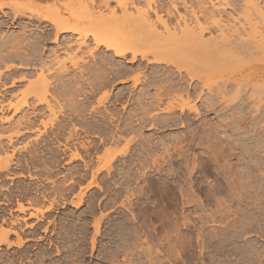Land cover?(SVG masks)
<instances>
[{
	"label": "bare ground",
	"instance_id": "1",
	"mask_svg": "<svg viewBox=\"0 0 264 264\" xmlns=\"http://www.w3.org/2000/svg\"><path fill=\"white\" fill-rule=\"evenodd\" d=\"M5 6L11 8L15 16H27L39 24L52 26L54 33L0 35V64L4 63L0 65V126L7 123V131L10 126L16 127L6 135L0 134V151L4 152L13 141L20 140L19 137L22 139L30 135L27 133L38 131L37 134L34 132L35 137L32 135L33 139L29 138L20 147L10 148L11 153L9 151L4 152V156L0 155V171L12 169L15 150L26 151L30 147L27 151L32 154L40 150L35 144L47 142L44 138L48 134L41 137L44 132L38 130L39 124L44 127L55 125V131L52 132L57 144L52 146L55 151L51 152L50 158L54 162L52 172L57 170V174L53 177L66 171L61 182L58 183L56 178L57 184L53 183L51 194L46 192L48 195L34 184L33 189L30 181L31 185L17 183L14 188L27 196L26 204L22 200L16 203L18 213L26 214L27 211L28 214V210L33 209L35 212L30 211L27 216H35L41 221L46 211L58 210L55 209L56 205L65 208V205L70 204L77 207L83 200V188L94 185L99 190L108 191L111 186H117L118 175L125 177V183L120 187L127 193L120 205L126 210L131 209L130 197L135 189L130 182L137 154L145 152L152 155L156 152L154 147L158 145H161L159 147H162L160 150L163 153H167L172 148L169 149V146L174 143L173 147L178 146L181 155L185 152L181 146L184 143L183 135L176 134V131L157 137L143 135L144 126L148 123V128L156 131L177 125L189 126L186 121L193 115L201 119L197 124L201 129L199 146L207 144L211 148L209 151L208 146L205 147L209 157L201 160L202 172L218 171L221 181L219 183L216 180L219 183L216 186L205 188L199 184L198 187L206 197L205 201L198 198L199 207L204 209L205 202H215L218 206L214 212L209 211L208 217H203H207L211 223H217L216 216L219 215L218 222L221 221L223 226L216 232H198L200 252L204 250L207 253L204 255L208 257V264H264V0H0V11ZM60 51L65 57L60 56ZM216 76L219 81L213 82L212 78ZM9 78L11 82L7 85L2 79ZM23 80L29 83L21 93L24 92L23 98L13 101L17 94L13 91L10 93L8 88H13L17 81ZM115 81L121 86L115 88ZM97 94L99 96L94 105L92 102ZM120 103L121 111L115 109L116 104ZM127 105V114L121 119ZM45 111L48 112V120L42 118L38 123L36 117L44 115ZM6 112L12 113L5 116ZM18 113L21 117L15 120L13 116ZM208 113H213L216 120H205ZM116 118L120 119V124L110 128L112 120ZM80 132H90L89 135L91 132L92 135L98 133L97 139L100 136L103 149L96 156V168H93L94 161L84 159L83 153L79 152L81 148L89 155L92 148V142L89 143L88 139L90 137L85 139L84 135L82 141ZM127 133H130L128 137L125 136ZM79 136L81 140H78ZM2 137L6 138L7 146L1 141ZM75 139L77 143H74ZM121 141H124L123 146L118 147ZM217 141L225 143L224 150L214 149L219 144ZM131 143L135 144L134 148L129 146ZM92 145L96 152L101 151L97 143ZM68 150L69 162L80 160L81 163H74L73 166L68 164L70 167L66 165L68 167L63 169L60 160ZM45 151L49 154L48 150ZM125 155H129L127 163H113L119 162L118 157ZM152 156L150 163L155 164L160 155L154 153ZM231 158L234 163L230 162ZM214 164L217 170L212 169ZM42 165L47 177H52L48 168L51 164L44 162ZM101 169H105L106 173L104 178L99 177L100 180L96 182V174ZM89 170L90 180L85 186L80 185V179L75 176ZM28 177L32 179L29 173ZM38 182L36 185H39ZM2 183L0 191L5 185L2 186ZM76 186L80 189L77 198L74 195L77 200L70 199L67 203L63 196L69 195ZM31 189L40 191L41 196L35 193L28 197ZM217 191H226L229 204L224 202L223 195L222 198L216 196L219 193ZM1 196L0 246L4 245L7 249L5 256L0 255L2 264H93L92 250L97 244L95 235L98 233L107 238L117 236L119 240H125L122 244H113L110 251V243L103 242V248L107 251L101 256L103 262L136 264L130 259H124L121 263L115 261L122 248L130 251L131 248H128L132 246L130 242L127 244V232L123 233L127 223L109 221L108 228L101 232L99 223L105 213L99 211V217L90 224L93 233L88 242L87 234L91 229L87 226L89 220L81 217L80 222L76 223L80 215L75 216L74 210L68 208L61 211L58 220L56 217L43 220L42 223L38 221L33 226V221L27 223L25 215L19 217L9 209L7 212V207L4 208L7 204L4 203L9 199ZM44 201L48 205H41ZM92 214L95 215L94 212ZM49 224L55 227L54 232L57 230L56 238L59 240L52 238ZM27 227L30 231H27ZM127 229L125 231L131 228ZM134 235L136 237L137 234ZM150 248L147 247L149 252ZM123 254L125 256L121 257V254V258L128 255Z\"/></svg>",
	"mask_w": 264,
	"mask_h": 264
},
{
	"label": "rangeland",
	"instance_id": "2",
	"mask_svg": "<svg viewBox=\"0 0 264 264\" xmlns=\"http://www.w3.org/2000/svg\"><path fill=\"white\" fill-rule=\"evenodd\" d=\"M65 10L66 9L63 8L64 12H65ZM64 55L65 54L63 52L60 53L61 57H65ZM216 77L218 78V76H216ZM217 78H212L213 80L212 79L211 80L213 82H214V80L219 81V78L218 79ZM10 79L11 78H9V80L8 79H2V80L6 81L7 85H8L11 82ZM16 83L17 84L15 86H13V88L9 87L8 89L11 91L10 93H12V91H13V92H15L18 95V96L16 95L14 100H13V97H11V100L20 101L23 98L22 96L24 94V92H23V94L21 95V93L23 91V88L25 89L26 85L29 84V83H28V80L17 81ZM128 83L130 84V81H128ZM119 86H121V83H118V82L116 83V81H115L114 87L118 88ZM20 89H21V91H20ZM18 90L20 92H18ZM231 95H232V93H231ZM98 96L99 95L97 94L94 97V99H93L94 102H92V104L96 105L95 100H96V98ZM228 96H230V95L228 94ZM29 99L31 100V98H29ZM128 106L129 105H127L126 108H125V111L122 112V114L120 116L121 119H123L122 117H125V115L127 114ZM11 113L12 112H6V113H4V115L5 116H9V115H11ZM20 113H22V112H20ZM16 116H13V117H15L14 118L15 120L19 119L21 117V114L18 113ZM192 116L193 115H191V117ZM206 116H207L206 118L204 117L205 120L206 119H210V120L213 119V121L216 120V118H214L213 113H208V114H206ZM191 117H189V119L186 121L187 123H189V126L186 125V124H184L183 126H181V125L178 126L177 125L176 127L175 126L174 127H170V129L165 128L166 130L164 129V130H159V131H156V129L148 128L149 127L148 123H146L147 124L146 127L144 126L143 135H148V134L151 135L152 134L153 137L155 135L157 137V136H161V134H163V133L167 134L168 132L169 133L171 132V133L174 134L175 131L177 132V133L175 132L176 134L183 135L184 143L182 142L183 144L181 143L182 145L181 144L180 145L183 146L182 147V151H185V152L184 153L182 152V155H181V153L178 151L179 147L178 146H177L178 148L177 147H173L174 144H175L174 142H173L174 144L169 146V149L171 147L172 148H176V149L175 150L173 149V151H172V148L170 150L168 149L169 151L167 153H165V152L163 153V150H160V148L162 149V147H159L161 145H158L157 148L154 147V151H156V152L153 151L155 153V155H157V156L160 155V156H158L159 160H157V162L155 164H154V162L150 163V162H152L151 161L152 159L150 160V158L153 157L152 155H154V153H152V155H151V153H149L151 156L148 155V154H144L145 152L143 154L142 153H140L139 155L137 154V161L134 162V164H136V165L132 166L133 174H132V180L130 182L131 183V187H133L135 189V192H134L133 196L130 197V199H131V202H130L131 209H129V210L127 209L126 210L124 207L122 208V206L120 205V203L124 200L125 195L127 193L125 191L121 190V187H120V186H122L125 183V179H124L125 177H123L122 175H118V176H116V178L118 177V179H117L118 183H116V185L117 184L118 185L115 186V187L111 186V189H110L111 191L110 190L107 191V189H105V190L104 189H100L99 190V188L97 186L94 187V185L93 186L92 185L89 186V188L88 187L87 188H83L82 189L83 191H81L82 199H83L82 203H80L77 207H75V206L73 207V206H70V204H67V205H65V208H64V206L56 205L55 209L58 208V210L57 209L56 210H52V211L50 210L51 212L50 211H46L45 213L47 214V216L45 214L46 217L44 216L45 218L43 217V220H49V219H52V218L54 219L57 216L59 217L62 214L63 211H66V209L67 210L71 209L72 211L74 210L73 212H74L75 216L80 215L78 217L77 221L75 220L76 223L80 222L81 217H83V218L85 217L86 220H89V221H87V226L89 225L88 229L91 228V229L88 230V232L90 231L88 233L89 236L87 234V240L89 242L90 238L92 236L91 233H93V227L91 225L93 223V220L96 219L97 217H99V211H101V212L105 213V216L102 218V220H100L101 222L99 223V228L101 229L100 230L101 232H104L106 230V227L108 228L110 222L118 223L119 221L120 222L123 221L125 224L127 223L126 226L132 229V231H131V229H129V231H131V232L125 231V229L128 230L127 227L125 226L124 230L123 229L122 230H123V233L127 232V233H125L126 237H127V239H126L127 244L130 242L132 246L134 245L133 248H132V246L129 247L128 250L131 248L130 251H125V249L123 250V248H122L121 252H119V254L117 256V259H115V261L118 260L121 263V262H123L124 259H125L124 261L130 259V261L132 263L135 262L136 264H140V263L141 264H183V263L184 264H203V263L204 264H208V261H207L208 257H206L207 255H204V253L205 254H207V253L204 250H203L204 252L203 251L200 252V244L201 243H199L200 240H199V238H197L198 237L197 236L198 232H200V231H202L203 233L206 232V231H215L216 232L217 230H220L223 226L220 223L221 221L218 222V220L220 219L219 215L216 216L217 221H215V222H217V223H214V221H212V223H211L210 221L207 220L208 219L207 217L209 216L210 212L212 210H213L212 212H214V210L218 209V206L216 205L217 203L215 204V202L214 203L210 202V203H207V204L205 202L204 209L202 207H199V204H198L199 201L198 200L202 199V200L205 201L206 197H205L204 193H201L202 191L198 187L201 184H203V186L205 188H208L206 186H209V185L210 186H214V185L216 186V184H219L221 181H220V177L218 178V176H220V175H218L219 174L218 171L215 172V171H212V170H204V172L205 171H207V172H205V173L202 172L203 170L201 168V166H202L201 165V160H204L205 158L209 157L208 150L210 151L211 148L207 144L206 145L208 146V150L206 149L207 148L206 145L199 146V144H198L199 140L198 139L201 136V134H200V130L201 129L199 130V127H198L197 124L200 123L201 119L199 120V118H196V117H192L191 118ZM36 118H37L36 120L38 121V123H39V121L42 118H43L44 121H47L48 120V112L45 111L44 115H42V116L40 115V116H38ZM190 119H191V121L193 123L190 121ZM192 119H194V120H192ZM88 120H91V119L88 118ZM198 120H199V122H198ZM188 121H190V122H188ZM117 124H120V119L118 120L116 118V120H112V122L110 124V128L113 125H117ZM39 125L37 126L38 130L41 131V132H44L41 135V137H44L47 134L49 135V133L51 131H55V125L54 126H47V127H44L43 125L41 126V124H39ZM192 125L193 126L195 125L194 127H196V128H194V127L192 128L191 127ZM2 126L3 127L7 126V123H2L1 126H0L2 128V130L0 129V134H2V135H6L7 133H10V130L13 131L16 128L15 126H10V128H8V131H7V127H5V129H3ZM193 131H194V133H192ZM34 132L36 134L38 133V131H34ZM34 132L30 133V135H33L35 137L36 134ZM45 133H46V135H45ZM80 133H81L80 136L82 138V141H83V136L84 135H85L84 138L85 137L86 138L90 137L88 139H89V143L92 142V143H90L91 144L90 147L92 146V148L90 149V151L88 153L89 155H87L85 153V151H83V149L81 150V148H80V150L78 148V150H79V152L81 154L83 153L82 155L84 156V159L85 158L86 159L90 158L92 161H94L93 168H96V167H98V162H97L96 156L98 154L100 155L102 153V149H103L101 142L99 143V145H101V146L98 145V147H99V149H101V151L98 150L96 152V150L93 149V145L92 144L96 145V143L98 142V139L96 138L97 137L96 134H98V133H96V134L93 133V135H92V132H91L90 135H89L90 132L87 133V134H84L83 132H80ZM154 133H156V134H154ZM64 135H65V133H64ZM94 135H96V136H94ZM129 135H130V133L125 134L126 137H128ZM62 136H61V138L63 140ZM80 136L78 137V140H81ZM41 137L39 138V140L41 139ZM98 137H100V136H98ZM19 138H20V140H22L21 137H19ZM19 138H17V139L13 138V140H18ZM61 138H59V139L61 140ZM91 138H92L93 141L91 140ZM30 139H33V137L30 138ZM75 140H77V139H75ZM94 140L96 142H94ZM1 141L5 142L6 138L2 137ZM26 141H28V140H26ZM63 141H61V142H63ZM219 141H217V144L218 143L219 144L221 143V144L220 145L219 144L216 145L214 149L215 150L216 149L224 150L223 146H224L225 143L222 142V141L221 142H219ZM69 142H71V141H69ZM123 143H124V141H121L117 146L118 147H122ZM210 143L212 144V142H210ZM13 144L16 145L17 141H13L12 145ZM56 144H57V142H56ZM12 145H8L9 146L8 148H13ZM48 145H50V144H48ZM67 146H68V144H67ZM129 146L131 148H134L135 144L131 143ZM61 148L64 149V147H61ZM155 148H156V150H155ZM28 149L29 148H27L26 150H28ZM52 149H53V151H55L54 150L55 148H52ZM145 149H147V145L145 146ZM214 149L212 148V150H214ZM10 150L11 149H6V150H4V152L8 153ZM45 150H48V152H50V149H45ZM70 150H73V149L70 148ZM70 150H68V152H66L65 155H67V156L62 155L63 160H62V158L60 160V165H61L62 168L63 167L64 168L68 167L70 164L73 166L74 163L75 164L76 163H81L80 160H78V161L72 160L71 162H69ZM93 150L96 152V154H95V152ZM18 151L24 152L23 150H15L13 160H14L15 156L17 155ZM53 151H52V153H53ZM91 151H92V154L90 156ZM4 152L0 151V155L4 156V154H5ZM9 153H11V151ZM168 153L170 155H168ZM47 155H49V154L47 153ZM140 156H142L143 159H140ZM92 157H93V159H92ZM48 159H50V158H48ZM118 159H119V162L115 161L113 163H116V164H118L120 162L127 163L128 160H129V155L118 157ZM139 160H141V161H139ZM158 161L160 162L159 164H157ZM44 162H46L47 164H50V162L47 161V160L43 161V163ZM230 162L234 163L235 161H234V159L231 158ZM66 165H68V166H66ZM215 165L216 164L212 165L214 168H212V166H211V168L214 169V170H217V169H215V168H217ZM236 167H238V166H236ZM62 168H60L61 171H62ZM105 171H106L105 169H101L99 171V173L96 174L97 177H98V178H96V182H97L98 179L100 180V178H104V175L106 173ZM1 172H3V171H0V173ZM82 172H84V171H81L80 175H76L75 178H77L78 180L80 179V182H79L80 185L85 186V184H87L88 180H90L89 179L90 178V170L84 172L85 176H84V174ZM134 172H136V173H134ZM63 173L65 174V171H62V173L58 174V176H57L58 183L63 180V179L61 180V177H63V175H64ZM141 173H142V175H141ZM82 174H83V176H81ZM80 177H82L83 179L81 180ZM57 179H52L51 180L52 183H51L49 181L50 178L47 177V178H45L43 180L41 179L40 183L44 184V186H46L48 189H50L48 187V185L53 184V183L57 184V181L55 182V180H57ZM216 180L219 183H217ZM18 183H20V182H18ZM54 184H53V187H54ZM12 186H13V184L10 185L11 188H13ZM67 186H65V187H67ZM76 187L71 190V191H73L72 194H71V191H70L68 193L69 195H66V196L62 195L64 200L67 201V203L70 201V199L77 200L76 199L77 198V192L79 194V190L80 189L78 190L79 187H77V188ZM118 187H120V188H118ZM41 188H44V187L42 186ZM112 189H113V191H112ZM93 192H95V193H93ZM217 192H219V191H217ZM222 192L220 191L219 193L221 195H219V193H217L216 196L218 198H219V196H221V198H222V195H223V197H225L224 202L228 203V201H226L227 200L226 196L228 194L226 193V191H222ZM49 193L50 192H48V194ZM94 194H95V196H94ZM74 195H75L76 198L74 197ZM113 197H115V200H114ZM213 197H215V196H213ZM217 197H215V199ZM62 200L63 199H60V201H62ZM45 204L48 205V202L44 201L43 204L41 203V205H43V206ZM209 204H211V205H209ZM41 205H36V206L40 207ZM106 205H108V206L112 205V206L106 207ZM90 210H92V211H90ZM130 210L132 212H130ZM30 211L32 213L35 212L33 209H29L28 210V214H27V211H26V214L18 213L17 211H14L13 214H18L19 217L22 216V215L23 216L25 215L26 218L29 220L28 221L26 219L27 223L29 222L28 224H31L32 221H33V223H32L33 226L38 224V221L41 222V223L43 222V220L40 221L39 219H36L35 216H27V215H30V213H29ZM128 211H129V213H128ZM92 212H94L95 215H93ZM52 213H55V214H52ZM89 213H91V214H89ZM106 213H107V215H106ZM207 213H208V215H207ZM133 214H134V216H133ZM203 215L204 216L206 215L207 217H203ZM132 216H133L134 219L132 218ZM58 217H57L56 220H58ZM205 221L206 222L208 221V222L206 223ZM105 222H108V224L105 223ZM44 224H46V222ZM218 225H220V227ZM54 228L55 227L52 224H49V229L52 230V231H49V232L52 233L51 236H52V238L55 239L56 235H57L56 234L57 230L55 229L56 231L54 232V230H53ZM26 229H29V228L27 227ZM27 231H30V229L27 230ZM134 233L137 234L136 237H135ZM40 234L41 233H39L38 235H40ZM99 234L100 233L95 235V238L97 237L95 239L96 240L95 243H97V244L95 245L94 249L92 250V261H91V263L95 264L97 262L98 264H107V263H105V262H103L101 260V256L105 252H107V251H105V248H103V244H105V243L109 244L110 243V249H109V251H110L112 249L113 244H114V246H115L116 243H117L116 245H118L119 243L122 244L125 240H119V238L117 236L116 237L115 236H110L109 238H107V237L102 236L101 234L99 235ZM27 235H28V233H27ZM56 239L59 240L58 238H56ZM108 240H109V242H108ZM174 241H175V243H174ZM103 242H105V243H103ZM29 243L32 244L33 242L31 243V241H29ZM100 243H102V248H101V244ZM127 244L125 243V245H127ZM148 246L151 247L150 248L151 249L150 252L147 250ZM135 247H137V248L135 249ZM139 248H140V250H139ZM142 248H143V250L145 252L142 250ZM1 249H2V251H1ZM132 249H133V251H132ZM126 250H127V248H126ZM6 251H7L6 246L1 245L0 246V255L1 254L4 255ZM134 251L138 252V254L136 255ZM147 251L150 254L147 253ZM123 253H127L128 255H126V257L127 256L128 257L127 258L126 257L125 258H121V257L125 256ZM120 255H121V257H120ZM119 259H121L122 261H120ZM116 262H114V263H116Z\"/></svg>",
	"mask_w": 264,
	"mask_h": 264
},
{
	"label": "flooded vegetation",
	"instance_id": "3",
	"mask_svg": "<svg viewBox=\"0 0 264 264\" xmlns=\"http://www.w3.org/2000/svg\"><path fill=\"white\" fill-rule=\"evenodd\" d=\"M25 27V30H23V28ZM23 31V32H22ZM19 34V35H38V34H41V33H54V30L52 28V26L46 24V23H42V24H39L37 20H31L30 17H27V16H21V15H14L13 14V11L11 10V8H9L8 6H5L3 10L0 11V35L1 34H6V35H9V34ZM1 44L0 43V47H1ZM62 52V51H60ZM6 63V62H5ZM4 63H1L0 65L3 66ZM97 99V98H96ZM117 103V102H116ZM120 106H121V103L120 104H116V108L115 109H120ZM88 112V111H87ZM25 131V130H24ZM52 132V131H51ZM49 133V135L47 136L46 138H44L45 140H47V142H39L38 144H35L37 145V149L39 148L40 150H38L35 154L32 153L29 151H25L23 150L24 152H18L17 155L15 156V161L13 160V164L10 168H12L11 170H8V171H3L0 173V182L2 183V188L1 189L2 191H0L1 193L0 194H3L2 198L5 196L7 199H9L8 202L4 203L2 202V205L4 206V204H7L4 208H6L7 212H8V209L9 210H12L13 212L16 211V203L19 201V200H22L24 204H26L27 200V196L22 193L21 190H17L15 189L14 187L17 185L18 182H24L25 184L27 183V185H31L30 183L32 182V185L34 184L38 190H43L41 192H44L45 194L52 191V187L53 185L50 184L48 185V187L51 189H47V188H41L42 186L43 187H46L44 186V184L40 183V180L41 178L43 179L44 177L47 178V173L46 171L42 170L44 169L43 167V162L41 161H44V160H47L50 162L51 165L48 166V168L50 169V171L52 172L53 171V165H54V162L52 161V159L50 157L51 156V152L53 151L52 148L55 147V144H56V136H54L53 132L52 133ZM27 133V132H26ZM27 134H30V133H27ZM52 134V135H50ZM53 136V137H52ZM24 138H22L23 140H18L17 141V144L16 145H12V147H20L21 145H23V143L28 140L29 138H32L33 136L32 135H26V136H23ZM55 137V138H54ZM26 138V139H25ZM100 137H98V142H97V145H99V142H100ZM53 139V140H52ZM55 140V141H54ZM51 141V143H50ZM79 142V141H78ZM74 143H77V140L75 141L74 140ZM4 145H8V143L4 142L3 143ZM47 144H50L49 146H47ZM6 145V146H7ZM54 146V147H52ZM33 147V146H32ZM30 148V147H29ZM10 149V148H8ZM12 149V148H11ZM43 149H50V152H49V155L47 156V153L46 151H44L46 153V155H44V152H43ZM29 150V149H28ZM31 150V149H30ZM35 155V156H34ZM37 155V156H36ZM40 158H39V156ZM42 155L44 156L42 158ZM48 158H50L48 160ZM44 159V160H43ZM14 163L16 164V166L14 165ZM65 163V162H64ZM53 164V165H52ZM52 166V168H51ZM55 167V166H54ZM55 169V168H54ZM56 170V169H55ZM42 171H43V174H42ZM6 172V173H5ZM57 170L52 172L50 176H48L51 180L52 179H56V177H53L54 175H56L57 173ZM66 172V171H65ZM28 173L31 174V177L32 179H30L28 177ZM45 173V174H44ZM54 173V174H53ZM9 174V175H8ZM22 174V175H20ZM12 175V176H11ZM24 175V176H23ZM22 176V177H21ZM27 176V177H26ZM42 176V177H41ZM25 177V178H24ZM35 177V178H34ZM29 178V179H28ZM40 178V179H39ZM38 179V181H37ZM45 179V178H44ZM36 180V181H35ZM49 180V181H51ZM27 181V182H26ZM30 181V183H29ZM34 182V183H33ZM38 182L39 185H36V183ZM29 183V184H28ZM13 184V188L10 187V185ZM34 185L32 186L33 189H34ZM52 185V186H51ZM4 187H5V190H4ZM8 187V188H7ZM31 187V188H32ZM33 189L29 190L31 192H29L30 195L29 196H34L35 193L39 196H41L42 193H40V191H36ZM3 190L5 192H3ZM47 192V193H46ZM32 193V194H31ZM6 194V195H5ZM9 196H8V195ZM34 194V195H33ZM8 196V197H7ZM50 196V195H49ZM4 197V198H5ZM4 203V204H3Z\"/></svg>",
	"mask_w": 264,
	"mask_h": 264
}]
</instances>
